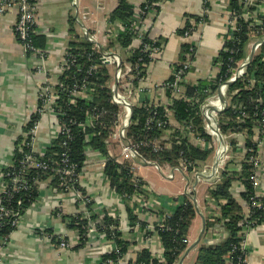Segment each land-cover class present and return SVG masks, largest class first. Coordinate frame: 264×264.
Returning a JSON list of instances; mask_svg holds the SVG:
<instances>
[{"label":"crops","instance_id":"1","mask_svg":"<svg viewBox=\"0 0 264 264\" xmlns=\"http://www.w3.org/2000/svg\"><path fill=\"white\" fill-rule=\"evenodd\" d=\"M127 1L130 6L133 5L131 0ZM35 2L37 4L36 35L43 39L44 45L41 49L47 55L44 73L37 72L38 60L24 53L21 43L14 34L15 13L0 15V172L11 163L14 143L24 136V127L34 113L38 101L39 86L46 79L51 84L57 82L55 66L70 46L79 48L88 43L95 45L99 51L118 53L123 58H127L136 47L134 41L128 47L120 46L118 38L125 33L126 25L118 21L112 23L109 20L120 0H35ZM155 5L157 9L147 14V37L156 41L159 53L155 60L147 64V95L142 99L147 101V104H158L167 108L170 106V99L166 91L152 86L170 79L173 67L184 58L185 51L182 45L193 47V64L186 76V84L195 87L198 82L208 83L215 78L218 64L214 62L228 37L225 20L230 5L228 0H158ZM196 17L199 19L203 17V22L200 24ZM187 20L195 28V32L188 39L179 34ZM107 75L109 80L106 85L109 86L114 80L113 67L107 70ZM224 96L226 93L223 94V98ZM227 105V101L221 106L222 108L215 109L211 105L214 108L211 111L217 113L218 117ZM171 121L173 123L172 117ZM216 123L218 126V118ZM203 126L206 130L204 118ZM50 128V123L45 120L40 131L39 141L42 144L39 151H43L48 146L46 138L49 137ZM208 136L210 140L207 147L211 149V154L205 162L199 164L198 172L201 176L198 179L186 175L181 167V170L174 172L172 167H157L137 156L125 160L121 141L117 137L111 135L105 141L108 156L119 163L129 162L133 176L142 181L145 187L140 191L141 193L132 196L131 202L134 204L133 214L146 225H153L158 219L162 220V216L157 215L158 210L163 214L171 215L176 207L182 205L188 198L185 189L188 187L193 189L191 201L195 207V217L188 229L187 247L175 264H182L192 253H195L194 260H196L201 246L219 244L226 236L220 225L210 227L208 230L205 227L206 219L215 220L220 216L219 202L210 196L209 190L219 183L220 173L225 166L231 171H240L245 155V136L242 134L233 136L237 139L234 151L229 143V136L221 132L220 136L214 138ZM227 139L230 149L224 160L221 156L217 160L219 154L225 152L223 142L227 144ZM86 152L87 159L81 174V187L92 199L93 214L100 218L106 212L113 219H119V228L127 241L142 242L155 257H160L162 249L158 239L152 235L150 240H145L144 232L130 225L123 198L109 188L108 179L103 172L105 159L102 154L90 147L86 148ZM258 153L261 158V183L264 187V136ZM152 170L159 173L158 180L153 178ZM170 172H173L172 179L165 176ZM176 174L179 175V185L176 189L161 185L174 181ZM1 184L0 174V187ZM197 184H202L199 191ZM242 189V186L235 182L230 190L241 203L244 217L248 206L240 200ZM43 200L44 204L42 203L40 208H29L25 212L23 227L11 233L10 240L2 251L3 264H102L103 254L109 253L111 248V242L102 233L97 232L94 240H89L86 246L58 250L31 231L29 227L32 224L47 230L52 229L57 222V219L51 216L52 208L56 207L54 196ZM58 206L67 216L75 215L84 209L83 205L78 209L72 200L58 203ZM88 214L90 217L89 212ZM84 217L83 214L82 218ZM68 232L75 247L77 235ZM245 239L248 264H264V218L256 226L248 229ZM132 247L131 253L136 250L135 245Z\"/></svg>","mask_w":264,"mask_h":264},{"label":"trees","instance_id":"2","mask_svg":"<svg viewBox=\"0 0 264 264\" xmlns=\"http://www.w3.org/2000/svg\"><path fill=\"white\" fill-rule=\"evenodd\" d=\"M149 1L156 3L158 0ZM228 1L230 10L239 12L240 1ZM153 8L155 10L157 9L156 6ZM251 10H253V7ZM132 14L133 8L128 1L120 0L109 20L112 23L118 21L123 25H128ZM196 19L198 20L199 17H196ZM252 23V20L245 21L238 19L239 31L235 34L238 40L225 41L224 48L232 52L225 51L223 50L224 48L221 50L214 62L218 64V72L213 81L208 83L198 82L195 87L186 83L182 85V97L174 98L172 104L167 107L173 120V127H169L172 133L168 139H162L166 137L162 129L152 128L147 132L144 130L145 120L151 115L156 104H147L146 101L133 108L132 120L127 129L126 136L134 143L145 140L147 144V146L142 145L136 149L138 157L147 162H154L160 166L181 167L183 170L190 173L193 170L199 171V164L208 159L211 154V149H208L207 145L198 148L194 141L190 139L191 134L188 127L191 126L196 136L199 135V138L209 143L210 137L206 134L203 126L201 105L210 95L217 92L220 85L228 81L230 78V69L234 68L237 62L245 58L247 44L250 41L253 31ZM189 27H191V24L187 20L184 28L179 31V34L183 36L184 32L189 29ZM261 34L260 31V36ZM133 36V32L127 29L125 33L119 36V45L128 47L133 42ZM31 40L33 45L37 48L41 49L44 45L43 39L36 34L31 36ZM145 41L150 42V38H145ZM188 47L189 46L186 44L182 45L184 51H187ZM91 49L92 45L85 43L79 48L74 45L70 46L67 52L83 55V62L88 65L89 63L98 62V60L95 59L98 56H93L94 58H92L90 62H87L86 56L92 52ZM263 54L264 44L261 46L260 51L255 54L247 64L244 75L227 85L226 96L228 105L218 114V126L221 134L229 137L231 135L242 134L245 136V148L252 147L254 150H258L253 141V137L255 136L254 127L258 122H261L263 117L262 111H264ZM139 55L138 50L132 53L134 58H137ZM231 57H234V59L230 60L232 59ZM82 76L83 74L76 73L75 70L70 67L65 71L64 75L60 77L59 82L64 85H71L74 79H81ZM171 78L172 76L170 79ZM108 80L109 76L107 75V69L101 67L98 74L90 78L95 88L92 100H77L76 104H69L66 89H61L56 85L55 88L58 90L57 94L60 95L56 110L64 114L63 117L58 115L60 116L61 122L64 124H69L70 119L78 123H84L83 127H80L79 124L69 125L73 138L71 141H68L66 150L70 161L76 165V170L82 171L85 166L87 147L101 153L102 157L105 159L103 172L108 179L109 188L123 198L130 225L133 227L134 223L138 222L140 224V230H143L146 223L141 222V220L133 214L132 208L134 204L131 202L132 196L137 192V187L141 186L143 183L139 180V184L135 186L129 162L119 163L108 156L107 144L105 141L112 134L111 129L114 125L117 113L120 110L118 105L110 102L111 90L106 85ZM204 90L208 92H204ZM166 94L170 97L169 91H166ZM157 109L161 114L164 112L163 106L158 105ZM100 112L105 113L101 120L94 122L92 125L85 123L87 114L97 115ZM62 113L61 115H63ZM37 118L38 116L35 115V113L31 115L24 127V134L29 130ZM260 136H262V134H260ZM152 140H158L159 142V149L156 151H153L149 143V141ZM64 141L65 137L59 136L50 145L46 146L42 153H32L39 162H44L47 165L48 169L46 171L33 167H26L24 169L21 163L25 155L30 154L32 149L28 144L29 140L25 138V136H22L14 143L13 156L11 159L12 167L6 166L0 172L2 176L1 185L7 186L9 189L4 193L1 191L2 189H0V201L6 208L13 211L12 215L4 217L0 222V247H3L10 240L11 233L16 230V227L12 225V221L16 218V215H24L26 210L39 197L41 187L44 188L45 185H48L52 190L56 189L57 192L61 191L59 187L60 178L55 174L54 170L60 163L61 154L65 151V148L62 146ZM229 143L234 151L236 149L235 145L237 144L236 139L234 137L230 138ZM249 155L250 154L244 155L240 171H231L228 169V166H225L220 173L219 183L213 189L209 190L210 196L216 202H219L220 216L215 220H211L210 218L206 219L205 227L208 230L210 227L220 225L224 229L226 236L219 244L201 246L194 264H229L228 260L232 261L230 262L231 264H236L239 253L238 250L233 251V249L238 245L241 233L246 224L256 226L263 220L264 197L262 198L263 207L261 209H250V216L246 221L243 217V207L241 203L233 196L230 190L233 183H239L243 188L240 192V200L249 206L250 199L254 193L250 180L253 169L252 165L248 162ZM183 159L196 164L193 168L186 167L182 161ZM23 170L24 172H22ZM11 173H21V177L27 181L28 190L13 191L11 177L7 176V174ZM79 187L77 186V188ZM79 190L83 195L87 196V193L82 187H80ZM74 203L79 209V206H81L79 205L80 203L77 201ZM92 206L93 203L90 202L84 205V209L77 212L75 215L67 216L64 214L55 224H65L67 230L77 235V245L75 247L72 245V247L73 249H78L86 246L88 243L89 240L85 235L87 225L95 221L94 227L96 231L104 234L119 251L118 254L114 251L103 254L102 261L106 259L117 260L118 258L126 257L127 264H175L187 247L186 237L188 229L191 221L195 217V207L189 198H186L182 205L176 207L171 215L163 214L161 210L157 211V215L162 216V220L158 219L157 222L153 224L155 226L153 232L155 231V233L149 234L151 236L154 235L161 245L162 261H159L148 249V246L147 248L144 247L142 242H130L124 238L119 228V219H113L106 212L103 216L98 218L95 213L93 214ZM56 212H58V209L53 207L51 210L52 218L56 217ZM86 212L90 213V217L82 218L83 214ZM97 220L99 221L97 222ZM51 232V229L46 230L47 234H51ZM52 241L53 243L56 242L55 238H52ZM132 245H135L136 250L131 253L133 248Z\"/></svg>","mask_w":264,"mask_h":264},{"label":"built area","instance_id":"3","mask_svg":"<svg viewBox=\"0 0 264 264\" xmlns=\"http://www.w3.org/2000/svg\"><path fill=\"white\" fill-rule=\"evenodd\" d=\"M131 1L133 2V14L125 29H128L134 34L132 39L134 42H136V47L133 52L135 50H138L140 54L137 58H134L132 56V51L127 58H123L118 53L116 54L107 51H99L94 45L91 49L92 52L87 54L86 60L87 62H90V60L94 58L93 56H98L97 58H95L98 60V62L89 63L88 65H86L83 62V55L79 53L72 54L71 52H65L61 57L60 62L55 66L54 69L57 82L55 84H51V82L47 81L46 79L37 90L38 101L34 109V113L38 116V118L33 122L29 130L24 134L25 138L29 140L28 144L32 149L30 154L25 155L21 164L23 165L24 169L26 167H33L43 171H46L48 169L47 165L44 162H39L32 154L35 152H43L39 151L40 144H42L39 139L41 134L40 131L45 120L50 123L51 127L49 137L46 138L48 145L55 141L59 136L65 137V141L62 143L65 151L61 154L60 163L54 170L55 174L60 178L59 187L61 188V191L57 192L56 189L52 190L50 186L45 185L44 187L43 185L44 188L40 189L39 197L29 207L34 209L40 208L44 201L43 198L54 196V205H56L55 208L58 209L55 217L57 220H60L62 215H64V212L62 208L58 206V203L61 204L66 200H72L73 202L77 201L80 203L79 205L84 206L87 203L92 202V199L88 195H83L79 190V188L81 187L82 171L76 170V165L70 161L66 150L68 141H71L73 138L69 125L79 124L80 127H83L84 123H78L77 121L72 119L69 120V124H64L63 122H61L59 117H63L64 114L59 110H56V105L60 97V95L57 94L58 90L55 88L56 85H58L61 89H66L69 104H76L77 100H92L95 88L94 84L90 81V78L94 75H97L101 67L107 68V70L113 67L114 80L108 86L111 90L110 102L118 105L120 110L117 113L116 119L114 120V125L111 129V135H114L121 141L122 155L125 160L134 158L136 156L138 157L136 149L142 145L147 146L145 140H142L139 143L132 142L127 138L126 132L132 120L131 109H133L138 104L145 103L142 98L143 96L147 95V64L155 60L159 53V48L157 47L155 40L150 39V42L145 41V38H147V14L154 10L153 7L156 6V3H152L149 0ZM239 1V12L229 9V13L225 21V25L228 31L227 40H238L235 37L236 32L239 31L238 19H242L245 21L252 20L253 31L250 37V41L247 44L245 58L237 62L234 68L230 69V78L226 83L220 85V87L218 88V90L221 91L222 95L226 93V87L229 81H235L236 79L244 75L247 64L250 62L252 57L260 51L261 46L264 44V0ZM252 7L253 10H251ZM10 12L16 13V20L13 31L19 42L21 43L24 53L34 56L39 62V65L36 67L37 72L44 73V63L46 61L47 55L43 51V49L35 47L31 40V36L33 34H36L37 32V4L35 0H0V15H4ZM202 22L203 17L199 19V23L201 24ZM260 31L262 33L261 36ZM194 32L195 28L192 25L184 32L183 37L188 39ZM226 50L232 52L231 50L225 49V51ZM192 55L193 47L189 46L187 52L185 51L184 58L181 60V62L177 66L173 67L172 78L160 84L157 83L152 86L155 89L161 88L164 91L170 92V105L172 104L174 98L182 97L183 95L182 85L186 83V76L193 64ZM231 58L232 59L230 60L234 59V57ZM262 60H264V54L262 55ZM70 67L73 68L76 73L83 74V76L81 79H74L71 85H64L63 83H60L59 80L60 77L64 75L65 71ZM204 92L208 91L204 90ZM217 97L219 99L218 92ZM216 102H218L219 107H221L223 104L220 99ZM213 103L214 101L212 100L211 96H209L201 105V112L202 115H205L204 120H206V128L208 130V133L206 131L205 132L212 138L220 135V130L216 123L217 119L215 118V114L213 111L208 109V106L213 105ZM157 108L158 104L154 106L151 115L145 120L144 130L146 132L152 128L162 129L167 132L171 130V128H169L170 126L173 127L170 111L167 110L166 107H164V112L161 114ZM61 113L63 115H61ZM104 115L105 113L103 112H100L97 115L87 114L85 123L88 125H92L94 124V122L101 120ZM211 115H213L212 119ZM262 116L263 117L261 119V122H258V124L254 127L255 136L253 137V141L258 149L263 142L264 136V111H262ZM188 130L191 134L190 139H192L197 146H208L209 143H206L202 138H199V135L196 136L191 126L188 127ZM260 134H262V136H260ZM149 143L151 144L153 151L159 149L158 140H152L149 141ZM223 149H225V147ZM244 151L245 154H250L248 157V162L252 165L253 169L250 180L254 189V193L250 199V204L249 206L247 205L248 211L244 215V220L247 221V218L250 216V209H261L263 207L262 198L264 197V187L261 183V158L258 150H254L252 147H248L245 148ZM182 161L184 165L189 168H193V166L196 164L185 159H183ZM154 165H156L157 167L160 166L156 163H154ZM8 166L12 167V163H10ZM165 166L167 165H164V167ZM168 167L170 168V166ZM171 169L175 172L176 170H179L180 167H172ZM131 171L133 174L132 167ZM22 172H24V170ZM7 176L11 177L13 191L28 190L27 181L21 177V173H11L7 174ZM165 176L168 179H172L173 172L166 173ZM192 176L198 179L200 177V174L198 171L193 170ZM133 178V182L136 186L137 184H139V179L136 176H133ZM1 186L2 187H0V189H2L1 191L3 193L9 190L7 186ZM77 186L80 187L77 188ZM144 188L145 187L143 185L137 187V192H135L134 195H138L141 190H144ZM44 192L45 196H43ZM185 193L191 200L193 189L188 187L185 189ZM12 214L13 211L6 208L0 201V222L4 217H9ZM25 214L26 213H24L23 216L16 215V218L12 221V225H14L16 229L23 227L22 225L23 220L25 219ZM84 216L88 218L89 214L86 212ZM94 226L95 221H92L87 225V231L85 235L87 236L88 240H94V237L97 234ZM133 227L136 230H140V224L138 222L134 223ZM154 227V225H146L145 228L141 230L144 232L143 234L145 236V240L151 239V235L149 233H155V231L153 232ZM252 227L254 226L246 224L243 232L241 233L238 245L233 249V251L238 250L239 253V255L237 256L236 264H248L247 250L245 248V237L248 229ZM29 228L35 235L44 239V241H46L47 244L52 248H56L58 250H69L72 247L71 237L68 232L69 230L65 228V224L53 225L51 234H47L46 230H44L37 224H32ZM52 238H55L56 242L53 243ZM7 243L3 247H0V264H3L4 257L2 256V251L6 247ZM110 251H114L117 254L119 253L118 249L112 243ZM155 258H157L159 261H162V256ZM230 262L232 261L228 260L229 264H231ZM102 264H127V259L125 257L118 258L117 260L106 259L105 261H102Z\"/></svg>","mask_w":264,"mask_h":264},{"label":"rangeland","instance_id":"4","mask_svg":"<svg viewBox=\"0 0 264 264\" xmlns=\"http://www.w3.org/2000/svg\"><path fill=\"white\" fill-rule=\"evenodd\" d=\"M15 13V12H14ZM5 15V14H4ZM15 15H16V13H15ZM230 76H231V74H230ZM237 80V79H236ZM235 80V81H236ZM232 82H234V81H232ZM211 98H212V100L214 101V103H213V106H214V108L215 109H218V108H220V107H218L219 106V104H218V102H216V101H218L219 99H218V97H217V92H215L214 94H212V96H211ZM224 100L225 101H227V103H228V99H227V96H224ZM223 105V104H222ZM222 108V107H221ZM223 108H225V107H223ZM224 110V109H223ZM214 114H215V118L217 119L218 117H217V113H215L214 112ZM212 116L213 115H211V119H212ZM204 119H205V115H204ZM205 121V131L208 133V130H207V128H206V120H204ZM211 126V125H210ZM164 132V134L166 135V137H163L162 139H168V137L170 136V134L172 133V130H169V131H167V132H165V131H163ZM220 136V135H219ZM234 135H231L229 138H232ZM236 136V135H235ZM236 141H237V139H236ZM226 142H227V144H228V139L226 140ZM168 144V143H167ZM166 144V145H167ZM216 144H218V142L216 141ZM227 144H224V142H223V145H224V147H225V152H224V154L223 155H220V154H222V153H220L219 155L221 156V159H225V155H226V153L228 152V150L230 149L229 148V144L227 145ZM218 146V145H217ZM149 162V161H148ZM210 162H211V159H210ZM146 163H147V161H146ZM150 163H152L153 165H154V162H150ZM163 167V166H162ZM152 172H153V178L155 179V180H158V177H160L158 174V172H154L153 170H152ZM186 175H189V176H191L192 175V173H193V171L190 173V172H188V171H183ZM200 174V173H199ZM201 176V175H200ZM178 182H179V175L178 174H176V178H175V180L174 181H171V182H169V184L168 183H161V185H163V186H167V187H169V188H174V189H176V187H178ZM198 185V184H197ZM200 185H202V184H199L198 185V191H199V188H200ZM199 196H200V193H199ZM245 248H246V246H245ZM246 250H247V248H246ZM247 258H248V254H247ZM195 253H192L182 264H194V262H195Z\"/></svg>","mask_w":264,"mask_h":264},{"label":"water","instance_id":"5","mask_svg":"<svg viewBox=\"0 0 264 264\" xmlns=\"http://www.w3.org/2000/svg\"><path fill=\"white\" fill-rule=\"evenodd\" d=\"M250 59H251V56H250ZM229 83H232V81H229L227 84H229ZM218 96H219L220 101L224 104L225 100H224L223 95H222L220 90H218ZM208 109L209 110H214V108L212 106H208ZM131 114H133V110L132 109H131ZM219 158H220V155L217 157V160H219Z\"/></svg>","mask_w":264,"mask_h":264},{"label":"bare ground","instance_id":"6","mask_svg":"<svg viewBox=\"0 0 264 264\" xmlns=\"http://www.w3.org/2000/svg\"><path fill=\"white\" fill-rule=\"evenodd\" d=\"M218 145V144H217ZM221 145V144H220ZM225 150V149H224ZM223 151V150H222ZM223 154V153H222ZM221 155V154H220Z\"/></svg>","mask_w":264,"mask_h":264}]
</instances>
